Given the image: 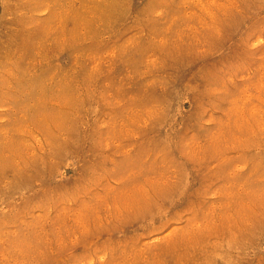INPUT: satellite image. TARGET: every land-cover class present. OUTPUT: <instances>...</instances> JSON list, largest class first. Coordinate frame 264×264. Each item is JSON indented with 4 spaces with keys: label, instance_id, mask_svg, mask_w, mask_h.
I'll list each match as a JSON object with an SVG mask.
<instances>
[{
    "label": "rangeland",
    "instance_id": "1",
    "mask_svg": "<svg viewBox=\"0 0 264 264\" xmlns=\"http://www.w3.org/2000/svg\"><path fill=\"white\" fill-rule=\"evenodd\" d=\"M0 264H264V0H0Z\"/></svg>",
    "mask_w": 264,
    "mask_h": 264
}]
</instances>
